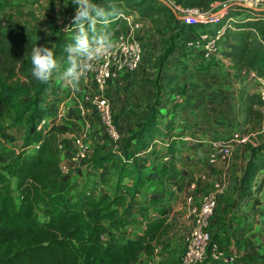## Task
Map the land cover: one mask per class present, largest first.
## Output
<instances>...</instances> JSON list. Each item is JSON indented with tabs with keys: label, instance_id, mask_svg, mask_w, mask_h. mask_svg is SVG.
<instances>
[{
	"label": "trees",
	"instance_id": "obj_1",
	"mask_svg": "<svg viewBox=\"0 0 264 264\" xmlns=\"http://www.w3.org/2000/svg\"><path fill=\"white\" fill-rule=\"evenodd\" d=\"M182 1L188 7H194L191 4L196 0ZM122 2L124 0H109L117 6ZM150 2L125 3L127 9L120 13L139 12L135 20H153L161 11L155 10L154 3ZM6 6L0 0V10ZM162 6L171 12L166 5ZM246 11L247 17L239 19ZM262 13L264 11L236 6L230 8L221 21L223 23L215 27L206 23L204 27L203 23L187 25V28L177 25L179 27L173 28L176 33L166 41L164 51L165 57L171 55L174 40L187 32L216 29L232 19L236 29L225 30L218 41L219 55L211 61L193 62L205 64L207 69L221 55L229 58L232 78L241 83L236 91L240 101L237 113L240 112L248 123L254 116L259 121L264 117L261 108L264 101L247 81L250 72L264 77ZM172 15L175 21L176 17ZM6 23V19L0 18V71L7 67L11 74L24 76L26 82L9 83L0 74V138L15 141L12 133L7 132L8 125L3 123L6 117L14 123L20 122L23 128L16 150L0 147V264H143V256L150 258L157 251L167 250L173 228L167 186L174 188V198L187 193L189 187L187 168L181 164L180 146L176 145L186 136L187 130L186 127L178 129V123L172 118L180 104L174 103L165 113L161 112L157 87L153 100L145 105V115L136 129L120 139L125 142L124 154L131 152L132 158L143 156L145 160L157 158L161 162L158 167L144 175L143 164L133 163L132 158L117 157L116 154L94 155L90 161L97 168L117 157L116 162L110 164L116 180L114 187L101 190L98 195L88 194V191L72 194L73 174L63 172L59 167L58 141L71 128L70 121L65 122L59 116L58 105L63 102L66 91L60 72L54 73L48 84H42L32 76L31 52L35 46H48L62 72L67 67L61 63V59L67 60L64 48L72 42L75 32L60 31L52 38L36 33L32 37L16 32V27L2 28ZM123 24L119 17L109 26V32L121 30ZM214 24L216 22L211 25ZM177 92L182 93V88ZM42 120L46 123L41 124ZM243 131L247 132V128ZM247 148V162L240 177L232 183L237 195L248 203L249 197L254 195L253 188L257 192L264 188V174L257 181L258 174L264 172V140L248 144ZM259 204L260 199L256 196L250 205L255 209ZM133 230V234L128 233Z\"/></svg>",
	"mask_w": 264,
	"mask_h": 264
},
{
	"label": "rangeland",
	"instance_id": "obj_2",
	"mask_svg": "<svg viewBox=\"0 0 264 264\" xmlns=\"http://www.w3.org/2000/svg\"><path fill=\"white\" fill-rule=\"evenodd\" d=\"M3 1L7 4V6L3 10H0V18L6 19L8 23L2 24V28L10 29L16 27V32H20L21 35L30 34L32 37H34L36 33H40L46 37L52 38L58 35L60 31H65L64 28L71 23V19L74 16L75 11L71 0ZM135 1L139 3H142L143 1L145 3L152 1L155 5V10H159L161 12L149 23L143 21L146 24H151L152 29H148L145 23H142L143 28L141 31L138 32L137 29H134L136 34L135 37L139 38L142 43V61L135 74L131 76L128 81H126L127 86L126 89H124L125 99L128 101L133 99V96L127 93L134 91V85L137 80L141 83L143 88L142 92H148V88L156 91L158 87L161 106L164 105L162 106L164 110L171 105H183L184 109L177 112L176 116L172 117L174 121L178 123V129L186 127L187 130L186 136L180 138L176 142V145L180 146V152H182H179L180 154H178L180 155V159L183 155H185L188 160L190 158L193 159L195 156L203 157L204 155L200 150L202 146L205 145L207 151L210 152L214 142L225 139L234 130L241 132L243 127H246V135L249 139L248 142L245 144L235 145L232 149L231 155L227 159L220 160L216 164L224 166L222 171H225L224 177L226 180H229L228 176L230 173L227 168L229 166L233 167L230 173V182L235 181L236 178L234 176V171H236V167L242 166V164L245 166L249 157L247 148V145L251 144L249 141L256 143L260 140H264V119L259 121L258 117L254 116V119L252 118V120L248 123L247 119L243 118L242 114H239L240 112L236 113V110L238 109L236 104L239 102V96L236 91L237 88L241 86V83L236 82L234 78H232L233 70L230 69L231 61L229 59L227 60V57L221 55L217 61H214V65L207 69L205 68L206 66H204L205 64H193L185 58L180 59L177 56L176 58L171 57L168 59L165 57L164 51L166 41L171 35L176 33L177 30H174L173 28L177 26L175 21H179L177 19L174 21V17L172 15L173 11L171 10L170 12L167 8L162 6V4L156 2L157 0H124V2L118 6L120 12L125 13V10L127 9L125 3L129 4ZM173 1L176 4L180 3V6L185 5V7H188V5H186L182 0H180L179 3L176 0ZM225 1L229 0H196L191 5L208 10L215 8L217 4ZM93 2L104 7H107L110 4L109 0H93ZM230 3L246 8L247 10H264V0H230ZM144 6L145 4H143L142 7ZM247 15V11L243 12L239 15V19L245 18ZM132 16L134 19H137L139 17V12H134ZM221 21L222 19H219L216 22V25H211L212 23H209L207 26L215 27L222 24L223 22ZM202 26L204 27L206 24L203 23ZM44 29H47L49 34H47ZM121 30L122 33H125L128 30L127 22L124 21ZM221 49H224L223 46ZM61 63L67 64V60L64 61L61 59ZM199 66L203 69L198 68ZM0 74L5 77L9 83L26 82V78L24 76L21 74L17 75L15 73L11 74L7 67L2 68ZM247 81L246 84L250 82L252 87L255 88L254 81ZM166 83L171 86L169 89L163 87ZM62 86L66 91V95L64 97V103L62 102L59 104L58 108L59 112L62 114L60 115L62 120H66L65 122L70 121L71 129L67 134L61 136L59 140L64 141L62 144L65 145V148H69L70 145L67 143L70 139L71 133L74 132L75 127L80 129L82 122H85L88 116H83L81 109L77 105V102L82 99L83 83H80L79 91L75 93H73L70 88L66 87L64 83ZM181 88L183 92L178 93L177 90ZM178 94L181 96H178ZM170 99H173V101H167ZM130 105H132L130 109L137 107V105H134L133 102ZM182 112L184 117H181ZM118 116L119 114H114V119L116 120ZM188 120L190 122H188ZM3 123L8 125L7 132L12 133L15 137V141H8L0 138V147L4 150H16L20 144L21 137L23 136L22 124L20 122L14 123L10 117H6ZM99 128V125L95 123L89 137L96 135L99 132ZM131 131L132 130H129L127 135H129ZM196 139H199L202 142L196 143V145L194 144L195 141H197ZM105 140L106 142L104 144H100L98 142L92 144L94 151L90 154V157L81 161L79 166L76 168V171L74 170L72 173L71 182L73 184L71 186L72 188H70V193L79 195L83 194V192L86 193L87 191H92L94 195H98L101 190L112 189L114 187L116 180L113 169L110 167L111 161L115 163L117 157L119 156H124L130 159L132 158V154L131 152L124 154L122 147L125 142L121 141L115 145L110 143L108 139ZM191 144H194V146H191ZM193 147L195 150H193ZM176 149L179 148L176 147ZM110 154H116L117 157L112 158L101 168L93 166L90 161L94 155L104 157ZM142 157L143 156L139 159H136L137 157H133L132 161L133 163L138 162L143 164L141 169L145 170L144 163L145 166H147V160ZM150 159H152L153 162L155 161L154 164L157 167L161 163L157 160V158L153 159L152 157ZM202 161L203 160H198L201 164ZM201 166L202 165H200V167ZM205 168H208L209 171H207L211 175L215 166H203V169ZM143 172L145 175V171ZM262 174H264V172H260L258 174L257 181L262 178ZM210 175L207 178H210ZM216 181L219 182V180H213V184L207 186V189H213ZM253 191L254 195L249 197L250 202L248 203L246 202V199H241V197L239 195L237 196V194L233 191L228 192V200L223 198L222 194H220L218 197L221 201L219 205L220 207L216 208V213H218V215H213V218L227 220L228 218H232L233 213L235 212L240 220V226L250 223L249 220L252 219L253 221H256V224L260 223V221H264V188H262L259 192L256 191V188H253ZM197 192L200 193L201 190H197ZM256 196L259 197L260 204L258 207L253 209L250 204L251 200H253ZM222 204L228 206L227 209L231 214L229 217L225 214V212L221 214V210L223 209ZM221 215H225L226 218H221ZM172 222L174 223V227L170 231L169 237L171 242L168 249L164 252L159 251L158 255H154L150 258L143 256V264H179V257L183 250L182 235L178 236L179 240L176 239L178 232L175 222ZM230 222V220L226 221V223ZM257 226L259 230L264 229V226L259 224ZM128 233L133 234L134 230L128 231ZM211 233L213 236L214 231L212 230Z\"/></svg>",
	"mask_w": 264,
	"mask_h": 264
},
{
	"label": "built area",
	"instance_id": "obj_3",
	"mask_svg": "<svg viewBox=\"0 0 264 264\" xmlns=\"http://www.w3.org/2000/svg\"><path fill=\"white\" fill-rule=\"evenodd\" d=\"M157 1L172 10L176 19L180 21L206 23L207 25L223 19L230 8L237 6L231 4L229 0L217 4L215 8L204 10L199 7L180 6L173 0ZM121 16L122 20L127 22L128 30L122 33V30L115 29L110 33L113 43L110 54L97 61L93 70L81 81L83 83L82 99L77 102V105L83 116L88 117L85 122H82L80 129L74 128L67 143L70 145L69 148H65L62 144L64 141H58L61 151L59 167L63 172L72 174L81 161L89 158L94 150L92 144L97 142L104 144L105 139H108L110 143L116 145L122 137L114 119L108 88L113 81L126 83L140 66L142 43L139 38L135 37L134 29L141 31L142 23L135 20L132 15L121 14ZM232 21L229 19L227 25L216 29L208 28L197 32H187L180 42L179 54L195 62L211 61L219 55L218 41L224 35L225 30L227 28L236 29ZM260 21L264 24V13L261 14ZM247 80L255 82L254 91L264 101V77L250 72ZM261 108L262 115H264V104ZM60 115L62 114L59 113ZM45 123V120L41 121V124ZM95 123L100 127L99 132L89 137ZM241 132L235 130L225 139L214 142L207 155L206 164L214 166L218 161L227 159L235 145L247 143L248 136ZM197 190V183L190 182L188 192L185 193L186 216L191 220V225L183 234V250L179 257V264H212L233 261L234 257L228 256L214 241L210 230V221L216 211L218 197L223 192L221 182H216L213 189L202 191L199 202H195ZM152 214L153 212H150V215Z\"/></svg>",
	"mask_w": 264,
	"mask_h": 264
},
{
	"label": "crops",
	"instance_id": "obj_4",
	"mask_svg": "<svg viewBox=\"0 0 264 264\" xmlns=\"http://www.w3.org/2000/svg\"><path fill=\"white\" fill-rule=\"evenodd\" d=\"M261 11H264V10H261ZM140 21H141V23L144 24L145 22H143V21H146L149 23L151 21V19H144V20H140ZM178 21L179 22L175 21V24H177L179 26L180 25H186V28H187V25H195V23H188L185 20H183V21L178 20ZM146 25H147L148 29H152L151 24H146ZM194 28L195 27H193L192 29H194ZM183 36H184V34L179 36L178 38H176L174 40V47L175 48H174L173 53L171 55L167 56L168 59L171 57L176 58L177 56L180 59L185 58V57L180 56V54H179V51H180L179 46H180V42H181ZM176 54H178V55H176ZM185 59H187L189 62L195 64L190 59H188V58H185ZM228 59L229 58L227 57V60ZM231 64H232V62H230V65ZM139 72H141V71H139ZM126 86H127L126 83H122L119 81H113L108 88V95H109L111 103H112L113 112L115 115L119 114V116L116 119V122H117V127H118L120 133L122 134V136H127V133L129 130L136 129L137 123L139 121H141L145 115V112H146V110L144 109L145 105L147 103L151 102V100L153 99V96H154V90L151 88L150 89L148 88V92L147 91L142 92L143 88L141 86V83L136 80L135 85H134V87H135L134 91L127 93V94L133 96L132 97L133 99H130L128 101L125 99V96H124V89H126ZM163 87L164 88L166 87L169 89L171 86L167 85V83H166V85ZM236 87H238V86H236ZM178 96H181V95L178 94ZM167 101H173V99H170ZM132 102L134 105H137V107L130 109L132 107V105H130ZM181 102H182V100H181ZM239 102L236 104L237 106H238ZM143 103H145V104H143ZM139 105H141V106H139ZM162 106H164V105H162ZM162 106L160 105L161 112L165 113L167 109L164 110L162 108ZM183 109H184L183 105L175 108V110H174L175 116H176L177 112H179ZM236 113H237V110H236ZM170 117H171V115H169V118ZM181 117H184L183 112H182ZM188 122H190V121L188 120ZM245 126H247V125H245ZM245 128L246 127H243V129L241 131L243 133L247 134V132L243 131ZM196 140L197 141H195L194 144L201 142V140H199V139H196ZM249 142L251 144H255L252 141H249ZM200 150H201L202 154L204 155L203 157L195 156L193 159L190 158L188 160L185 158V155L181 156L182 157L181 164L186 166V168H187V179H188L189 183L190 182L197 183L198 190L199 191L201 190V192H202L204 190H207V186H209L210 184H213V182H212L213 180H219V182H221V184L223 186V192L221 193L223 198L228 200V192H230V191H233L237 194V191L234 190L235 189L234 185L232 184V182H230V180H231L230 179L231 178L230 173H231V170L233 167L228 165L229 167L227 168V170L230 172L229 176H228L229 180H226L224 177L225 171L224 170L222 171V169H224V166L221 164L216 165L219 161L214 165L215 169H214L213 173H211V175H210L208 173V171H209L208 168L203 169V166H208L206 164V158H207V155L209 152L207 151L205 145L202 146L200 148ZM180 153H182V152H180ZM140 157L141 156L137 157L136 159H139ZM142 158H144V157H142ZM198 160H203L202 164L200 162H198ZM146 165L147 166H145V163H144V168H145L144 171L145 172L148 170L155 169L157 167L154 164V162L152 161V159H147ZM200 165H202V166L200 167ZM209 167H211V166H209ZM243 168H244L243 164H242V166L236 167V171H234V176L236 179L240 177ZM209 175H210V178H207ZM216 182H218V181H216ZM167 190L169 192V198H170V202L168 204V207L170 210V220L175 222V226H176V229L178 232L176 239L179 240L178 236H180V235H182V239H183L184 232L187 229H189V227L191 225V220L188 219L186 216V211H187V205L186 204H187V202H185V199H184L185 194L179 195V196H177V198H174V196H175L174 188L171 186H167ZM201 192L200 193H198L197 191L195 192V202L200 201ZM220 202L221 201L218 199L217 208L220 207L219 206ZM222 206H223V209L221 210V214L225 212V214L229 217L231 214L229 213V210L227 209L228 206L223 205V204H222ZM150 212H153V211L150 210ZM216 214L218 215V213H216V211H215L214 216ZM214 216H212V219L210 221L211 231L212 230L214 231L213 239H214V241H216L218 243L220 248L223 249L228 256H231V257L233 256L234 259H233V261L229 260L226 262L212 263V264H264V229L259 230V228H257L258 224L261 226H264V221H260V223L256 224V221H253V219H252V220H249L250 223H246V225L240 226L239 225L240 220L237 217V214L235 212L233 213V217L228 218L227 220L213 218ZM221 218H226V217H225V215H221ZM256 218H258V217H256ZM228 220H230L231 222L226 223V221H228ZM177 226H178V228H177ZM173 227H174V223H173ZM182 245H183V242H182ZM158 254H159V251H157L155 255H158Z\"/></svg>",
	"mask_w": 264,
	"mask_h": 264
},
{
	"label": "clouds",
	"instance_id": "obj_5",
	"mask_svg": "<svg viewBox=\"0 0 264 264\" xmlns=\"http://www.w3.org/2000/svg\"><path fill=\"white\" fill-rule=\"evenodd\" d=\"M71 3L75 8L74 16L64 30H72L75 35L64 48L67 67L61 72L53 50L48 46H35L31 52V74L40 83L48 84L53 74L60 72L64 85L75 93L95 63L110 54L113 43L109 26L121 13L115 3L107 7L93 0H71ZM44 31L49 34L47 29Z\"/></svg>",
	"mask_w": 264,
	"mask_h": 264
}]
</instances>
